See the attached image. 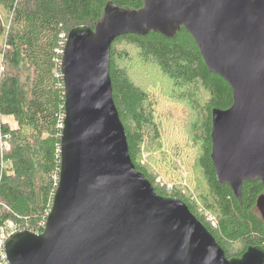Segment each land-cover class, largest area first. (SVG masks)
<instances>
[{
  "label": "water",
  "instance_id": "obj_1",
  "mask_svg": "<svg viewBox=\"0 0 264 264\" xmlns=\"http://www.w3.org/2000/svg\"><path fill=\"white\" fill-rule=\"evenodd\" d=\"M182 28L233 91L232 106L212 113L218 181L240 202L244 183L264 187V0H144L139 10L111 1L94 29L67 37L59 187L42 233L8 237V264H264V246L228 258L189 207L158 194L131 159L113 98L112 44L151 32L174 38ZM257 205L264 217V194Z\"/></svg>",
  "mask_w": 264,
  "mask_h": 264
},
{
  "label": "trees",
  "instance_id": "obj_2",
  "mask_svg": "<svg viewBox=\"0 0 264 264\" xmlns=\"http://www.w3.org/2000/svg\"><path fill=\"white\" fill-rule=\"evenodd\" d=\"M111 1L131 10L144 5V0H0V56L6 70L0 77V228L12 222L23 230L44 231L60 175L66 39L76 27L94 29ZM110 75L131 159L158 194L181 199L228 258L264 246V217L257 205L262 182L244 183L240 202L229 185L218 181L211 158L212 113L232 106L233 91L209 71L192 36L182 28L174 38L154 32L119 37L111 48ZM184 113L196 120L185 132L187 146L196 149L191 157L196 191L178 176L175 182L158 183L159 174L149 171L142 157L145 147L162 144V120L167 128L169 120H181ZM172 147L169 163L186 166L181 146ZM0 264L8 262L0 256Z\"/></svg>",
  "mask_w": 264,
  "mask_h": 264
},
{
  "label": "rangeland",
  "instance_id": "obj_3",
  "mask_svg": "<svg viewBox=\"0 0 264 264\" xmlns=\"http://www.w3.org/2000/svg\"><path fill=\"white\" fill-rule=\"evenodd\" d=\"M4 65L3 60L0 56V68ZM5 73V71L0 70V77L2 76L1 73ZM161 115L163 113L161 112ZM195 118V112L194 116ZM13 125L12 119H7ZM163 124H168L167 120H162ZM181 121H183L181 123ZM196 120H189L187 117V113L181 117V120H169V126L163 127L162 124V134H163V142L159 146L158 143L154 142L150 147H145L144 152L142 154L143 160L145 164H148V169L151 172H155L158 175L157 182L161 183L162 185L167 182H175L178 176V182L181 184L187 185L191 187V190L196 191L199 189V181H198V173L195 170L194 162L191 157L195 156L196 149L187 146L188 137L186 135V131H191V126L193 122ZM165 140V141H164ZM171 143V145L169 144ZM175 143L176 145L181 146V150L184 152L183 159H180L182 162H186L187 165L180 163L179 165L172 166L167 157H171L173 153L172 144ZM177 150V147H175ZM176 158V157H175ZM182 158V157H181ZM179 174H182L179 177ZM171 183H169V187ZM168 187V188H169ZM197 196V193H195ZM203 209V208H201Z\"/></svg>",
  "mask_w": 264,
  "mask_h": 264
},
{
  "label": "built area",
  "instance_id": "obj_4",
  "mask_svg": "<svg viewBox=\"0 0 264 264\" xmlns=\"http://www.w3.org/2000/svg\"><path fill=\"white\" fill-rule=\"evenodd\" d=\"M1 71H4V67L2 65V67L0 68ZM46 224V223H45ZM17 230H23L17 226H15L12 222H8L7 227L6 228H0V256L2 258L3 261L8 262L7 261V254L5 251V245H6V241L8 239V237L15 231ZM25 230V229H24ZM35 233V232H34Z\"/></svg>",
  "mask_w": 264,
  "mask_h": 264
},
{
  "label": "bare ground",
  "instance_id": "obj_5",
  "mask_svg": "<svg viewBox=\"0 0 264 264\" xmlns=\"http://www.w3.org/2000/svg\"><path fill=\"white\" fill-rule=\"evenodd\" d=\"M69 35V34H68ZM68 37V36H67ZM67 40V39H66ZM66 45V43H65ZM65 48V47H64ZM62 62V61H61ZM60 170H61V167H60ZM59 182H60V175H59ZM58 187H59V183H58ZM58 189V188H57ZM213 224L215 225V222H213Z\"/></svg>",
  "mask_w": 264,
  "mask_h": 264
}]
</instances>
